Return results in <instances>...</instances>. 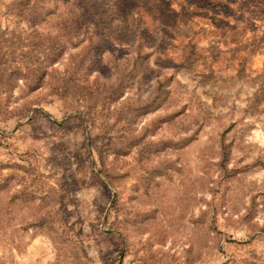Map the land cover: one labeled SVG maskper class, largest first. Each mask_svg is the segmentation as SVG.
Masks as SVG:
<instances>
[{
	"label": "rangeland",
	"instance_id": "374dc122",
	"mask_svg": "<svg viewBox=\"0 0 264 264\" xmlns=\"http://www.w3.org/2000/svg\"><path fill=\"white\" fill-rule=\"evenodd\" d=\"M0 264H264V0H0Z\"/></svg>",
	"mask_w": 264,
	"mask_h": 264
}]
</instances>
